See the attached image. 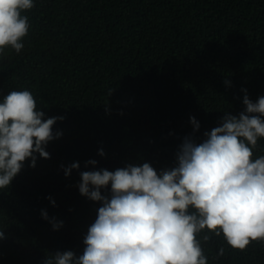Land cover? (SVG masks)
<instances>
[{
    "label": "trees",
    "instance_id": "1",
    "mask_svg": "<svg viewBox=\"0 0 264 264\" xmlns=\"http://www.w3.org/2000/svg\"><path fill=\"white\" fill-rule=\"evenodd\" d=\"M33 2L22 12L30 24L24 48L0 55V102L29 90L45 119H64L53 125L61 136L47 144L50 158L25 161L0 190V264L81 255L102 206L80 194L81 172L173 168L185 137L203 142L226 112L244 110L245 94L264 96V0ZM260 155L264 138L253 150ZM74 162L79 169L65 176ZM42 210L62 227L53 230ZM197 239L208 264H264V242L240 251L206 229Z\"/></svg>",
    "mask_w": 264,
    "mask_h": 264
},
{
    "label": "clouds",
    "instance_id": "2",
    "mask_svg": "<svg viewBox=\"0 0 264 264\" xmlns=\"http://www.w3.org/2000/svg\"><path fill=\"white\" fill-rule=\"evenodd\" d=\"M33 7V0H0V55L9 47L22 51L30 29L22 12ZM243 105L238 115L226 112L203 142L185 137L173 168L158 172L143 163L81 172L80 194L102 206L84 237L83 253L57 251L44 264H208L197 239L205 229L240 251L253 241L264 242V155L253 158L258 139L264 138V96L253 102L245 94ZM63 119H45L29 90L3 97L0 190L10 186L25 161L35 167L36 154L50 158L46 146L61 136L53 133V125ZM190 122L199 130L194 117ZM79 167L78 162L65 167V176ZM109 185L110 194L102 195ZM41 215L49 220L45 210ZM49 222L53 230L63 225L55 218ZM224 251L221 247L219 255Z\"/></svg>",
    "mask_w": 264,
    "mask_h": 264
}]
</instances>
